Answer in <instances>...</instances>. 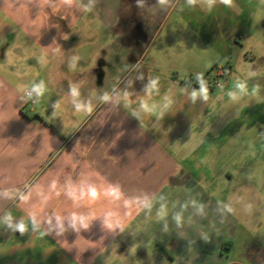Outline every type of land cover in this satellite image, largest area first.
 <instances>
[{"label":"crops","instance_id":"crops-1","mask_svg":"<svg viewBox=\"0 0 264 264\" xmlns=\"http://www.w3.org/2000/svg\"><path fill=\"white\" fill-rule=\"evenodd\" d=\"M203 8L219 33H203L199 44L234 55L231 76L232 60L253 56L239 36H252L243 0H0V264H95L113 244L124 254L140 230L169 245L181 264H231L225 238L204 242L201 218L213 228L219 217L215 207L202 208L210 197L203 184L233 180L229 151L237 144L220 135L246 98L218 89L228 76L213 88L183 78L204 73L198 36L188 46L167 33L143 61L162 20L178 12L176 20L191 25ZM124 54L127 72L137 71L128 81ZM155 55L184 58L162 65ZM259 83L263 93L264 69ZM30 84L58 89L47 112L63 98L67 120L55 125L30 105L22 90ZM92 86L105 88L97 99ZM204 245L213 255L201 254Z\"/></svg>","mask_w":264,"mask_h":264},{"label":"rangeland","instance_id":"rangeland-1","mask_svg":"<svg viewBox=\"0 0 264 264\" xmlns=\"http://www.w3.org/2000/svg\"><path fill=\"white\" fill-rule=\"evenodd\" d=\"M198 1L205 4L214 0ZM243 1L251 5L250 19L252 27L250 32L252 36L247 37V30H242L239 36L243 37L242 41L245 44L243 49L247 50V45L251 46L253 56L249 58L241 56L237 61L232 60L233 70L231 76L227 77L229 78V85H225L224 89L218 88L221 91L234 92L233 97L235 96L239 100L246 98V100L244 99L246 102L241 103L236 109L238 113L235 121L231 122L229 126L223 124L228 129L226 132L229 134L222 132L220 135L221 140L229 137L230 142L237 144L233 151H229V156L234 163L231 168L235 167L238 173L234 174L231 181L225 180L208 185L203 184L204 190L210 197H203L202 208L207 210L209 207L211 211V208L215 207L219 221L217 224L215 222L213 228L212 222H208L209 217L205 220L201 218L200 221H202V224L207 225L206 235L204 234L203 236L204 242L207 237L209 239V236L213 238V234L226 239L223 254L229 257L231 264H264V147H262L264 146V118L259 116L260 99H264V92L262 93L259 83V76L264 69V0ZM200 11V18L196 22L193 21L191 25L183 20L177 21L178 12H174L171 17L162 20L156 35L150 40V47L148 46L149 42L142 44L144 48L149 47L143 61L148 62L151 59L150 51L152 53L154 49L165 46L163 43L165 35L173 32L178 40L186 41L188 46H191V37L198 36V44L196 46L205 49V55L202 56L204 59L199 66L201 71L206 72L213 65H217V67L227 65V60L231 54H227L225 49L221 47L209 49L211 47L207 44L208 41L206 39L202 41L201 45L199 44L200 35H203V33L205 36H211L214 31L219 33V30L215 28V24H210L209 20L212 15H210V9L203 8ZM245 11L247 17V7H245ZM224 31V28H220V33L223 34ZM192 46L194 45L192 44ZM91 52L90 50V54L85 56L87 62L93 58V52ZM155 57L162 65L169 63V60L180 65L184 58V56L163 55H155ZM231 57L235 59L234 55ZM45 61L44 59V64L47 62ZM96 62L98 63V60ZM119 65L123 68V74L128 73L127 81L137 74L136 70L127 72L132 65L128 55L124 54L122 56V62L120 61ZM176 69L177 73L182 75L186 73L182 68L178 67ZM218 79L222 85L226 77L220 76ZM127 81L124 84H127ZM217 86L220 85L215 87ZM26 89L32 92L36 101L41 97L42 100L35 103H31V97L27 96V99H30V105L40 110L41 115L47 121L60 125L62 121L67 120V116L62 112L61 107H68L69 104L67 105L66 100L63 98L57 104V109L59 110H54L52 113L50 112L51 114L47 112L50 106L55 105L59 96H61L57 94L58 89L47 86L37 88L33 84L22 87L23 91H26ZM86 89H90L94 99H97L100 93L102 94L105 90V88L94 86ZM69 121L71 123L68 126L72 127L74 119ZM239 124L245 125L240 132L237 131ZM260 128L263 129L262 133ZM224 141H227V139ZM198 239L202 240L200 234ZM115 246V244L109 246L95 264H181L179 260L171 259L173 250L169 245L162 240L157 244L156 241L150 239L149 235L144 234L141 230L135 235L129 236L128 242L125 243L126 250L124 254L115 253ZM202 249L201 254L213 255L211 246L204 245Z\"/></svg>","mask_w":264,"mask_h":264},{"label":"trees","instance_id":"trees-1","mask_svg":"<svg viewBox=\"0 0 264 264\" xmlns=\"http://www.w3.org/2000/svg\"><path fill=\"white\" fill-rule=\"evenodd\" d=\"M223 71H226L228 74L230 71L229 67H227V65L224 66L222 65L221 67H217V65H213L209 70H207L204 73L190 74L184 76V79L193 82L195 84L203 83L208 87L213 88L216 86L215 83L218 80V77L222 75ZM227 74H225L224 77H227L228 76Z\"/></svg>","mask_w":264,"mask_h":264},{"label":"built area","instance_id":"built-area-1","mask_svg":"<svg viewBox=\"0 0 264 264\" xmlns=\"http://www.w3.org/2000/svg\"><path fill=\"white\" fill-rule=\"evenodd\" d=\"M225 74H227V72H226V71H223L221 77H224ZM215 84H216V85H221V82L219 81V79L216 81ZM26 96L31 97V100H33L32 98H33L34 95L32 94L31 91H27V92H26Z\"/></svg>","mask_w":264,"mask_h":264},{"label":"clouds","instance_id":"clouds-1","mask_svg":"<svg viewBox=\"0 0 264 264\" xmlns=\"http://www.w3.org/2000/svg\"><path fill=\"white\" fill-rule=\"evenodd\" d=\"M153 86H155V82H154ZM195 95H196V93H193V96H194V97H195ZM17 227H18V228H21V230H22V227H21L20 225H17Z\"/></svg>","mask_w":264,"mask_h":264}]
</instances>
